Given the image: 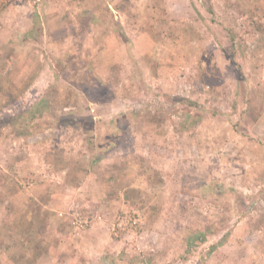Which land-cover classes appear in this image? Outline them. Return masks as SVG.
Returning a JSON list of instances; mask_svg holds the SVG:
<instances>
[{
	"label": "rangeland",
	"instance_id": "rangeland-1",
	"mask_svg": "<svg viewBox=\"0 0 264 264\" xmlns=\"http://www.w3.org/2000/svg\"><path fill=\"white\" fill-rule=\"evenodd\" d=\"M115 262L264 264V0H0V264Z\"/></svg>",
	"mask_w": 264,
	"mask_h": 264
},
{
	"label": "trees",
	"instance_id": "trees-1",
	"mask_svg": "<svg viewBox=\"0 0 264 264\" xmlns=\"http://www.w3.org/2000/svg\"><path fill=\"white\" fill-rule=\"evenodd\" d=\"M232 38H234V37L232 36ZM235 46H236L235 41H233V47H235ZM182 101L184 103L188 102V105H191V106H197L198 105L195 101L190 100V99L182 98ZM44 105L45 104H42V106L39 108V110L37 112H35V113L32 112L33 113L32 114V120H33V118L36 119V118H39V116L42 117L44 115V113L47 111L44 108L45 107ZM63 123H68V122H63ZM79 169H83V168H79ZM89 169H90L89 167L85 166V172L86 173H89ZM46 229H47V226L44 225L43 226V230L45 231ZM23 234L27 235L26 231ZM23 237H24V240H27V239H25V236H23ZM27 238H29V237L27 236ZM31 238H32V240H31L32 243L34 241H38L37 239H34V237H31ZM205 239H206V236H205L204 233L202 235H201V233L200 234H195V236L193 238L191 237L189 243L187 244V246H188L187 247V252L191 251L196 245L199 244V242H202ZM115 263L117 264V262H115Z\"/></svg>",
	"mask_w": 264,
	"mask_h": 264
}]
</instances>
